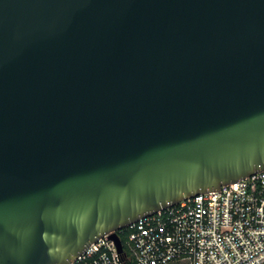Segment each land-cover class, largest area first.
<instances>
[{
	"label": "water",
	"instance_id": "1",
	"mask_svg": "<svg viewBox=\"0 0 264 264\" xmlns=\"http://www.w3.org/2000/svg\"><path fill=\"white\" fill-rule=\"evenodd\" d=\"M264 169V0H0V264Z\"/></svg>",
	"mask_w": 264,
	"mask_h": 264
},
{
	"label": "built area",
	"instance_id": "2",
	"mask_svg": "<svg viewBox=\"0 0 264 264\" xmlns=\"http://www.w3.org/2000/svg\"><path fill=\"white\" fill-rule=\"evenodd\" d=\"M106 233L68 264H264V169Z\"/></svg>",
	"mask_w": 264,
	"mask_h": 264
},
{
	"label": "rangeland",
	"instance_id": "3",
	"mask_svg": "<svg viewBox=\"0 0 264 264\" xmlns=\"http://www.w3.org/2000/svg\"><path fill=\"white\" fill-rule=\"evenodd\" d=\"M170 264H190V262L187 260L185 261L182 260V261H173Z\"/></svg>",
	"mask_w": 264,
	"mask_h": 264
}]
</instances>
